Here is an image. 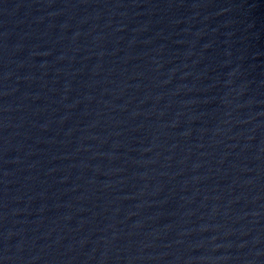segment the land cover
Returning a JSON list of instances; mask_svg holds the SVG:
<instances>
[{"label":"water","instance_id":"1","mask_svg":"<svg viewBox=\"0 0 264 264\" xmlns=\"http://www.w3.org/2000/svg\"><path fill=\"white\" fill-rule=\"evenodd\" d=\"M0 264H264V0H0Z\"/></svg>","mask_w":264,"mask_h":264}]
</instances>
